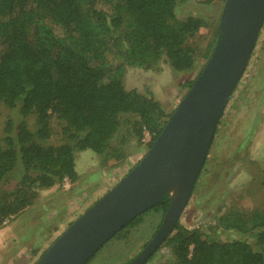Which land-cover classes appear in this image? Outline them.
<instances>
[{
	"label": "trees",
	"instance_id": "1",
	"mask_svg": "<svg viewBox=\"0 0 264 264\" xmlns=\"http://www.w3.org/2000/svg\"><path fill=\"white\" fill-rule=\"evenodd\" d=\"M190 1L216 0H0V107L17 108L22 119L33 115L35 121L33 131L22 121L13 136L6 125L0 187L18 163L21 177L12 192L0 193V224L32 206L39 191L65 179L74 183L76 153L120 163L126 140L144 133L151 148L172 113L152 95L126 90L123 70L150 69L161 59L176 72L192 69L196 50L187 41L206 24L196 16L178 18V5ZM218 38L219 27L206 61ZM123 124L125 137L116 139ZM54 135L65 142L45 144ZM169 203V195L162 197L111 240L149 212L161 214L160 226ZM216 222L244 239L219 242L178 222L157 251L168 249L170 264H264V211L230 207Z\"/></svg>",
	"mask_w": 264,
	"mask_h": 264
},
{
	"label": "rangeland",
	"instance_id": "2",
	"mask_svg": "<svg viewBox=\"0 0 264 264\" xmlns=\"http://www.w3.org/2000/svg\"><path fill=\"white\" fill-rule=\"evenodd\" d=\"M224 2L190 1L176 9L179 19L196 16L206 24L187 41V46L196 50L191 70L176 72L164 59L146 70L124 68V88L152 95L166 113L171 114L186 94L187 83L195 80L207 62L204 54L213 41ZM22 121L30 131L34 130L33 115L22 119L17 108L0 107V145L6 136V125L11 124L13 136ZM125 134L123 124L116 139ZM150 139L151 136L144 133L141 138L126 140L123 150L127 155L120 163L90 151L76 153L78 176L74 183L65 179L58 186L39 191L32 206L0 224V264H35L74 220L143 158ZM64 142V137L54 135L45 144L57 146ZM20 177L18 163L0 187V193L12 192ZM197 180L179 224L187 229L199 228L205 236L219 242L244 239L233 232L221 231L216 216L230 207L244 212L264 211V24L247 67L219 120ZM160 221V213L145 214L136 225L104 245L88 264H128L151 240ZM248 242L254 245L252 240ZM172 261L170 251L161 248L147 264H170Z\"/></svg>",
	"mask_w": 264,
	"mask_h": 264
},
{
	"label": "water",
	"instance_id": "3",
	"mask_svg": "<svg viewBox=\"0 0 264 264\" xmlns=\"http://www.w3.org/2000/svg\"><path fill=\"white\" fill-rule=\"evenodd\" d=\"M263 24L264 0H225L213 51L151 148L35 264H86L116 233L169 195L159 228L128 264L147 262L169 238L186 208Z\"/></svg>",
	"mask_w": 264,
	"mask_h": 264
}]
</instances>
